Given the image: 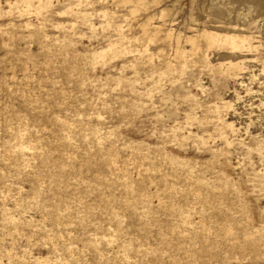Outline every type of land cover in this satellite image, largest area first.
<instances>
[{
	"label": "rangeland",
	"instance_id": "obj_1",
	"mask_svg": "<svg viewBox=\"0 0 264 264\" xmlns=\"http://www.w3.org/2000/svg\"><path fill=\"white\" fill-rule=\"evenodd\" d=\"M0 264H264V0H0Z\"/></svg>",
	"mask_w": 264,
	"mask_h": 264
}]
</instances>
